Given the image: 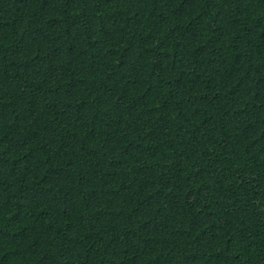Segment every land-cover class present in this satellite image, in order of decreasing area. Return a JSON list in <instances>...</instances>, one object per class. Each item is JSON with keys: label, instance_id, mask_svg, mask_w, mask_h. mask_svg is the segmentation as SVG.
Segmentation results:
<instances>
[{"label": "trees", "instance_id": "16d2710c", "mask_svg": "<svg viewBox=\"0 0 264 264\" xmlns=\"http://www.w3.org/2000/svg\"><path fill=\"white\" fill-rule=\"evenodd\" d=\"M0 264H264V0H0Z\"/></svg>", "mask_w": 264, "mask_h": 264}]
</instances>
